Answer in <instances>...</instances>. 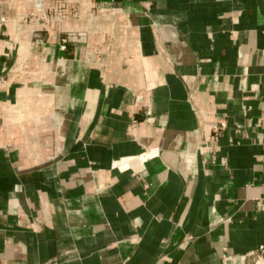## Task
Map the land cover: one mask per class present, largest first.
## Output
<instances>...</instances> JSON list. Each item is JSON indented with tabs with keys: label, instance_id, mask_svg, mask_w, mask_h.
Returning <instances> with one entry per match:
<instances>
[{
	"label": "crops",
	"instance_id": "obj_1",
	"mask_svg": "<svg viewBox=\"0 0 264 264\" xmlns=\"http://www.w3.org/2000/svg\"><path fill=\"white\" fill-rule=\"evenodd\" d=\"M32 1L0 0V264H248L264 0Z\"/></svg>",
	"mask_w": 264,
	"mask_h": 264
},
{
	"label": "built area",
	"instance_id": "obj_2",
	"mask_svg": "<svg viewBox=\"0 0 264 264\" xmlns=\"http://www.w3.org/2000/svg\"><path fill=\"white\" fill-rule=\"evenodd\" d=\"M32 10L30 11V17L38 18L42 22L49 20V15L45 12L43 6V0H33ZM3 25V19L0 12V28ZM65 40H62L61 49H64ZM222 124L220 127H223ZM218 129V128H215ZM248 264H264V245H260L255 251L251 252L247 256Z\"/></svg>",
	"mask_w": 264,
	"mask_h": 264
}]
</instances>
